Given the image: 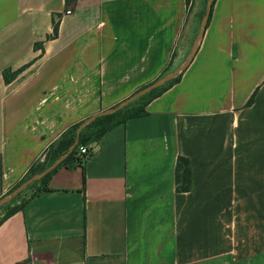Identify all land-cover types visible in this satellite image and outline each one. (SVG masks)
Wrapping results in <instances>:
<instances>
[{"label":"crops","instance_id":"1","mask_svg":"<svg viewBox=\"0 0 264 264\" xmlns=\"http://www.w3.org/2000/svg\"><path fill=\"white\" fill-rule=\"evenodd\" d=\"M192 29L188 0H0V198L74 124L182 65ZM146 111L90 146L85 181L61 168L0 224V264H264V0H216Z\"/></svg>","mask_w":264,"mask_h":264},{"label":"trees","instance_id":"2","mask_svg":"<svg viewBox=\"0 0 264 264\" xmlns=\"http://www.w3.org/2000/svg\"><path fill=\"white\" fill-rule=\"evenodd\" d=\"M80 0H66V5L70 6L73 3H76ZM216 1V0H215ZM214 1V3H215ZM189 3V0H188ZM213 3V7H214ZM212 7V12H213ZM205 13V9H204ZM203 13V15H204ZM212 13L210 15L211 19ZM209 19V21H210ZM209 24V23H208ZM60 27V20L59 21H53V35L50 38H56L58 36ZM35 49L40 50L43 49L42 43H36ZM33 63H30L28 65H25L21 68H19L16 71L12 70H6L4 71V80L6 83H10L14 81L22 72H24L27 68H29ZM171 67L168 66L166 72L170 70ZM183 74L175 78L174 80H171L170 82L166 83L162 87H159L146 96L138 99L137 101L130 104L125 109L121 110L120 112H117L113 115L109 116H102L98 118L95 122L90 124L88 127H86L80 136L79 144L75 147L73 152L68 156L66 160H64L55 170H53L50 174L45 176L43 179L36 181L32 185H30L26 190H24L20 195L13 199L10 203L4 205L0 208L1 210H5L4 216L0 219V224L7 220L10 216L15 214L16 212L22 210L28 200L32 199L33 197L49 191V182L54 176L58 170H60L63 167H71L72 165L80 167L83 172V181H85V163L88 160L85 159L83 156H79L78 152L80 147L86 146L90 149V146L94 143L100 142L106 134H108L110 131L114 130L117 127L124 126L128 120L136 117H142L146 116L148 113L146 111V107L150 102H152L154 99L159 98L162 96L165 92H167L169 89H171L175 84L180 82ZM255 100V94L251 97L249 102L247 103V106H250ZM79 123L74 124L70 129L65 131L48 149L45 159L43 162H38L36 165H33L28 173L10 190L13 191L16 189L22 182H24L26 179L30 178L31 176L40 173L44 171L48 166H50L57 158H59L62 154L67 152L70 148V146L74 143L76 139V130L79 126ZM92 150V149H90ZM176 171L178 173L182 174V182L177 187L178 193H188L191 192L193 189V179H192V167L190 160L185 157H179L176 163ZM31 191V195L29 199L23 198V195L25 192ZM20 202V203H18Z\"/></svg>","mask_w":264,"mask_h":264},{"label":"water","instance_id":"3","mask_svg":"<svg viewBox=\"0 0 264 264\" xmlns=\"http://www.w3.org/2000/svg\"><path fill=\"white\" fill-rule=\"evenodd\" d=\"M214 1L215 0H207V4L205 7V13L202 17L198 34L194 40V43L192 45V48L190 50V53H189L186 61L182 65H180L176 69L166 73L165 75H163L162 77H160L159 79L154 81L153 83L139 89L138 91H136L134 94H132L131 96H129L128 98H126L125 100L120 102L119 104H117L111 108L102 110L98 113H95V114L87 117L83 121H81L77 130H76V139H75L74 143L70 146L69 150L67 152H65L64 154H62L59 158H57L44 171L37 173V174L31 176L30 178L26 179L16 189H14L13 191H11V192L7 193L6 195H4L3 197H1L0 198V208L3 207L4 205L10 203L13 199L17 198L20 195V193H22L24 190H26L30 185H32L36 181L43 179L45 176L50 174L64 160H66L68 158V156L73 152L75 147L79 144V140H80V136H81L82 131L86 127H88L90 124L95 122L98 118H100L102 116L113 115L117 112H120L121 110L125 109L130 104L137 101L138 99L146 96L147 94H149L153 90H155L159 87H162L166 83H168L171 80H174L178 76L182 75L186 71V69L190 66V64L192 63V61H193L194 57L196 56V53L200 47V44L204 38L206 29H207V26L209 23L210 15L212 13V7H213Z\"/></svg>","mask_w":264,"mask_h":264},{"label":"rangeland","instance_id":"4","mask_svg":"<svg viewBox=\"0 0 264 264\" xmlns=\"http://www.w3.org/2000/svg\"><path fill=\"white\" fill-rule=\"evenodd\" d=\"M206 4L207 0H189V22L193 24V29L191 37L188 41L189 43H187V47L185 46V56L183 57L181 64L186 61L194 40L198 34Z\"/></svg>","mask_w":264,"mask_h":264},{"label":"built area","instance_id":"5","mask_svg":"<svg viewBox=\"0 0 264 264\" xmlns=\"http://www.w3.org/2000/svg\"><path fill=\"white\" fill-rule=\"evenodd\" d=\"M65 14L66 15H71L72 14V10L71 9H67ZM91 154H92V151L86 146L80 147L79 152H78V155L85 157V159H87Z\"/></svg>","mask_w":264,"mask_h":264}]
</instances>
